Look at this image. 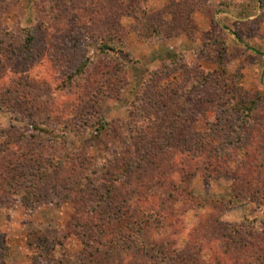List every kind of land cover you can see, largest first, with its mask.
I'll list each match as a JSON object with an SVG mask.
<instances>
[{"label":"rangeland","instance_id":"obj_1","mask_svg":"<svg viewBox=\"0 0 264 264\" xmlns=\"http://www.w3.org/2000/svg\"><path fill=\"white\" fill-rule=\"evenodd\" d=\"M140 1L0 0V262L37 264L28 238L40 229L55 241V264H88L89 255L101 264H264V88L261 72L252 70L255 62L264 68V47L241 42L230 25L215 26L222 8L210 0H169L164 6L177 2L193 12L192 36H179L187 37L185 43L145 38L128 15ZM250 1L261 12L255 28L239 32L243 39L264 40V0H235ZM149 2L150 12L164 8ZM204 7L214 19L209 26L201 19L209 17ZM150 19L161 25L172 18L156 13ZM109 39L122 40L129 56L101 55ZM222 50L228 83L259 103L243 149H222L221 159L215 148L199 153L198 139L220 125L226 111L209 88L188 100L184 136L168 137L174 113H180L173 102V112L161 121L166 134L156 116L132 117L150 93L152 73L173 53L182 54L192 72L218 71L224 85ZM84 62L86 72L76 76ZM183 80L181 73L159 87H180ZM191 85L192 78L186 88ZM102 120L109 122L105 129L99 128ZM218 141L223 145L224 138ZM114 158H125L124 168L108 164ZM108 188L116 189L111 198ZM78 206L95 217L88 239L74 228ZM144 211L152 221L144 249L109 234L107 222L121 226L123 216ZM100 235H106L103 245Z\"/></svg>","mask_w":264,"mask_h":264},{"label":"trees","instance_id":"obj_2","mask_svg":"<svg viewBox=\"0 0 264 264\" xmlns=\"http://www.w3.org/2000/svg\"><path fill=\"white\" fill-rule=\"evenodd\" d=\"M149 2V0H141L138 2H133L132 7H130V12L128 13L129 16H134L136 18V21L139 23L137 26L140 31L143 33H146L144 35L145 38L158 36L161 40L165 39H172L174 37H179L180 35L186 34L187 36L191 37L192 32L194 29V26L192 24V21L190 19V12L189 9H187L184 6L179 5L177 2H171V4L168 7H164L163 10L157 11V12H150L148 7L145 6L144 2ZM204 2L201 3L203 5ZM179 5V6H178ZM200 5V6H201ZM178 6V7H177ZM176 7L175 9H173ZM182 8H186V11H183ZM197 8V6H196ZM173 9V10H172ZM198 9V8H197ZM203 13H207L208 10L206 7L201 9ZM157 15H170L171 16V23L167 24L166 21L160 24H154L151 23L150 17L154 14ZM189 16V17H188ZM210 22L214 23V19L210 15H207ZM106 43H102L100 54L103 56H111V58L119 59L120 56H129V50L127 49V46L124 44L122 40H112L109 39L108 41H105ZM33 43L32 35L28 33L27 35V41L25 48L29 49V46ZM225 54L222 52L219 54V62L221 64V71L223 77L225 78L224 85H222V81L220 80L221 76L219 75L218 71L212 72H204L203 70L196 69L192 72L193 68H190L189 65H186L183 60L184 56L182 54H176L173 53L171 55L170 61L166 62L164 66L158 70L152 73V77L149 82L150 84V93H147L146 96L141 97L140 102L141 105H136L137 111L134 109V113L132 117L134 116H156V121H158V125L160 127L159 132L162 130L163 122L162 120H165L166 118L171 115L172 108L174 107L173 103L177 104V108L180 111L179 114H176V117L173 119V127L168 130V137L172 136H184L186 134V128H189V123H187V119H185L188 115L187 105H189L190 101L192 100V95L199 91L200 89L209 88L207 91L208 94H211L214 96L217 101H221L218 103L220 107L225 109V113L228 112L229 115L232 113V117H226L225 113L222 118H220V125H218L215 129H211L207 134L201 135L200 138L197 141V144L200 143V147L198 149L200 154L211 152L214 148L217 153H221L220 151L222 149L226 150L229 149L230 146H233L234 149L241 150L244 147L245 139H247V135L249 132H253L254 122H253V114H256L259 110V103L257 100L250 99L249 95L242 90L240 87L234 86L231 83H228V80L230 79L227 72L224 70V66L222 64V61L224 59ZM120 60V59H119ZM118 63L115 61V64ZM88 68V62H84L77 68V71L75 72L76 76L83 75ZM183 73L184 80L181 83L182 86L180 87L174 86V85H168L167 88H164V90H161L159 87V82L163 80H167L169 77H175L179 74ZM186 74V75H185ZM194 76V77H193ZM192 78V85L189 88H186V84H190V79ZM210 83H213L214 86H210ZM228 83V84H227ZM227 84V85H226ZM223 86V87H220ZM218 87V88H216ZM215 88V89H214ZM194 92L192 94V90ZM218 89L217 93L214 92ZM188 100H190L188 102ZM148 101V102H147ZM144 102H146L144 104ZM151 102H161L163 105H159V109L157 104H151ZM173 102V103H172ZM212 102V101H211ZM165 105L168 109H165ZM176 106V105H175ZM153 110V111H151ZM154 112V113H153ZM223 113V111H221ZM231 120V121H230ZM106 125H109L108 121H103L100 124L99 128L102 127V129H105ZM98 128V129H99ZM176 131V132H175ZM160 133L166 134L163 131ZM135 135L134 133H132ZM142 134V133H138ZM136 134V135H138ZM162 136V135H161ZM165 136V135H164ZM135 137V136H133ZM131 136V138H133ZM224 142L222 145V142L218 141L219 139L223 140ZM161 139H163L161 137ZM165 141V139H164ZM222 145V146H221ZM219 149V150H218ZM222 154V153H221ZM217 155V158L221 159L222 156ZM225 157H223L224 159ZM108 164L111 166L116 165V168H124V165H121L120 163L123 161L125 163V158L123 159H109ZM123 166V167H122ZM129 167H125L126 171L125 173H128ZM132 172V170H129ZM37 179L36 181L42 180ZM110 183V182H109ZM112 185V183H110ZM114 184V183H113ZM110 185V186H111ZM35 188V187H34ZM29 189V188H28ZM74 190V189H73ZM76 191V190H75ZM116 192V189L108 188L106 190V194L108 198H111L112 195ZM80 194L82 196L86 195L82 191H80ZM72 196V195H71ZM82 196L79 197L83 198ZM148 213L144 211L143 214L141 213H133V215H130L128 217H124L125 219L123 223H120L119 225H111L109 222L107 224L109 225L108 228H110L109 234L113 235L119 240H124L125 242L127 240H130L132 244L138 245L141 243L142 247L144 249L146 245V236L149 234L150 227L152 225L151 219L148 217ZM95 219L94 216H90V212L83 210V208H79L78 206V212L76 216H74L75 225L74 228H76L78 231H82L83 234H79V236H82L84 238H87V230L91 228L93 224V220ZM100 219V218H99ZM130 219V221H129ZM128 220V221H126ZM103 221V219H102ZM101 221V222H102ZM105 222V219H104ZM128 232L127 235H123V232ZM101 234H105L104 230L100 229ZM106 235H100L101 241H99L100 245H103L104 237ZM86 241V240H85ZM127 245V243H124ZM55 241L50 240V238L46 235V233L40 229L34 230L30 233L28 238V246L31 248H34L36 250V255L33 257L35 262L37 264H40L41 262L44 264H55L53 260V252L56 248ZM97 251V250H96ZM90 260L88 264H101V261L94 260L93 255H89ZM4 260V257H2ZM1 261L0 264H4V261ZM57 264H61L60 262Z\"/></svg>","mask_w":264,"mask_h":264},{"label":"crops","instance_id":"obj_3","mask_svg":"<svg viewBox=\"0 0 264 264\" xmlns=\"http://www.w3.org/2000/svg\"><path fill=\"white\" fill-rule=\"evenodd\" d=\"M168 1L169 0H151L148 4L150 6L156 8V9H161L162 7H164L168 3ZM218 2L221 3L222 9L220 11H218V14L216 15L217 23L215 26H217V25H220V26L230 25L231 29L233 28L232 30L236 31L235 32L236 34H234V36L238 40H240V41L242 40L246 44H249V45H252V44L254 45V44H257V42H258V44H260V45H262V47H264V40L262 38L252 39L253 38L252 37L251 39H249V38L243 39V37L241 36V33L239 32L246 25L251 24L250 26L255 28L253 21L256 19V17L261 12L259 9V5L256 4L253 6L252 1H250V3H248V4H244V3H238V2L236 3L235 0L233 2H228L227 0H210V4H215ZM201 19L205 25L209 26L210 21L208 19H206V17H202ZM186 39H187V37L181 36L179 38H175L174 40L173 39L172 40L185 43ZM252 40H254V41H252ZM241 42L239 44L248 47L250 53L257 52L258 55L261 54L260 52L257 51L258 49L257 50L251 49V48H249V46H247L246 44L241 43ZM173 44H175V43H173ZM234 46L237 47L238 44L236 42L232 41V47H234ZM261 56L264 59V55H261ZM262 66L263 65L261 64V62H257V63L255 62L252 70L254 72L255 71L261 72V75H260L261 81L259 83H260V86L264 88V77H263L264 76V68H262ZM246 70L247 71L250 70V67H247ZM256 76H259V75L256 74Z\"/></svg>","mask_w":264,"mask_h":264}]
</instances>
